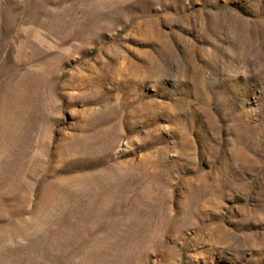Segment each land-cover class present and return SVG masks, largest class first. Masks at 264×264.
Segmentation results:
<instances>
[{
	"label": "rangeland",
	"instance_id": "1",
	"mask_svg": "<svg viewBox=\"0 0 264 264\" xmlns=\"http://www.w3.org/2000/svg\"><path fill=\"white\" fill-rule=\"evenodd\" d=\"M0 264H264V0H0Z\"/></svg>",
	"mask_w": 264,
	"mask_h": 264
}]
</instances>
